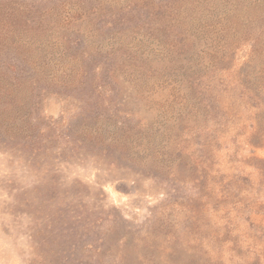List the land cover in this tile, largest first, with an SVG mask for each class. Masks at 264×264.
Masks as SVG:
<instances>
[{
	"label": "rangeland",
	"instance_id": "obj_1",
	"mask_svg": "<svg viewBox=\"0 0 264 264\" xmlns=\"http://www.w3.org/2000/svg\"><path fill=\"white\" fill-rule=\"evenodd\" d=\"M0 264H264V0H0Z\"/></svg>",
	"mask_w": 264,
	"mask_h": 264
}]
</instances>
